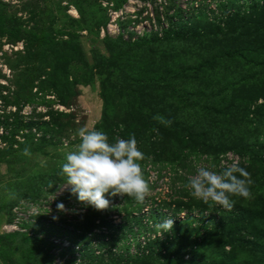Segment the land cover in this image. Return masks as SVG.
Segmentation results:
<instances>
[{
    "label": "rangeland",
    "instance_id": "374dc122",
    "mask_svg": "<svg viewBox=\"0 0 264 264\" xmlns=\"http://www.w3.org/2000/svg\"><path fill=\"white\" fill-rule=\"evenodd\" d=\"M220 2L0 0V264H264V48L256 49L264 44V27L258 40L241 47L253 54L227 57L238 41L218 32L219 45L202 38L212 28L223 31L231 9ZM189 25L191 32L184 28ZM139 81L153 86L145 99L132 95L142 91ZM148 107L171 124L147 118L142 109ZM121 125L128 133L154 135L167 151L154 167L163 178L155 181L146 164L152 182L147 206L127 213L116 208L106 216L110 225L99 222L103 214L91 215L92 227L83 233L79 226L88 213L67 181L49 193L43 184L79 143L80 128ZM202 143L225 152L210 157ZM241 144L247 150L233 153ZM233 162L250 173L252 198L232 197L237 214L218 234L208 226L214 234L191 246L205 234L187 228L200 226L199 213L208 225L209 210L225 216L227 210L193 198L188 181L198 166L214 164L219 172ZM161 201L181 205L179 220L193 219L160 234L149 210ZM58 203L68 211L58 212ZM122 223L136 237L120 240L125 233L116 226ZM153 237L170 241L179 255L135 262L107 253L130 244L128 254L135 256L137 243L143 247ZM102 243L108 247L100 249ZM83 246L105 253L83 258Z\"/></svg>",
    "mask_w": 264,
    "mask_h": 264
},
{
    "label": "clouds",
    "instance_id": "9594fccd",
    "mask_svg": "<svg viewBox=\"0 0 264 264\" xmlns=\"http://www.w3.org/2000/svg\"><path fill=\"white\" fill-rule=\"evenodd\" d=\"M153 119L165 126L171 124V121L161 116ZM77 136L79 143L75 145L74 150L66 153L61 172L66 177V187L71 189V193L79 202L99 212L107 210L110 206V201L105 198L106 194L126 196L137 203H144L151 189L141 164L145 156L137 146L135 135L131 134L127 139L116 137L115 141L110 143L105 132L82 127ZM25 154H28L27 149ZM215 167L212 164L196 168V174L190 177L187 184L193 198L205 204L220 206L227 211L234 207L235 201L232 197L252 198L250 185L253 181L250 173L237 162L228 164L219 172L213 170ZM52 186L50 183L49 188ZM57 211L68 210L62 203H58ZM33 214L40 215L37 210H34ZM57 218L53 217L54 220ZM155 227L162 234L171 231L173 221L167 219L158 222Z\"/></svg>",
    "mask_w": 264,
    "mask_h": 264
},
{
    "label": "trees",
    "instance_id": "16d2710c",
    "mask_svg": "<svg viewBox=\"0 0 264 264\" xmlns=\"http://www.w3.org/2000/svg\"><path fill=\"white\" fill-rule=\"evenodd\" d=\"M249 0H221L220 4L221 7H228L231 10L229 11V13L226 16V23L224 25V28L222 29L223 31L221 32L220 29L215 30V28H212L210 30V33L208 32V34L203 35L202 38H204V40H213L214 41V46L219 45L223 42V40L219 39V40H214L216 39L217 34L218 33H223L221 34V37H223V39H227L228 40H234V41H238L233 42L235 43V50L233 48V51L229 52V54L227 55V57L229 58H235V59H244V51L246 50L248 53L251 51H249V49H245L242 50L241 47H243L245 40H248L250 38H255L254 40H258V38L260 37V33H261V29L260 26L263 28L264 27V19H262L263 16H261V14H264V0H254L252 3V5L250 3H248ZM252 1V0H250ZM260 15V16H259ZM215 26V25H213ZM188 27L187 29H189V31L191 32L192 30V26H184V28ZM253 30L259 31L256 33H253ZM225 31V32H224ZM218 32V33H217ZM203 40V41H204ZM241 41V42H240ZM141 43H149L148 40H142L140 41ZM242 44V45H241ZM261 48H264V44L261 42V45H259V47H257L256 49L260 50ZM231 53V54H230ZM253 54V53H251ZM141 87H142V91L141 92H134L132 93V95L136 98V99H145V97H147V93H149V91H153V86L149 83V82H145V81H139ZM144 93H146L147 95H144ZM142 113L150 119H153V117L156 116H161L163 117L165 120L167 119V115H165L164 113L161 112H155L152 113L148 107V109H142ZM226 117V115H224ZM156 120V119H155ZM98 130H101L103 132H105L109 138V142L112 143L113 142V136L115 135V133L120 137V138H124L127 139L131 134H134L137 140V146L138 148L144 153L145 159L143 161H141L142 164V168L144 169V166L146 164H150L152 165V169H153V173H155V181L163 178L162 177V170L161 169H157L155 170L154 167L155 165H160L162 162H160L159 164V160L161 158H163L166 154L167 151H165V149H161L159 147L160 143L156 142V141H152V138L155 139L154 135H149V136H145V133L142 134H138L137 132H129L128 133V129H107V128H99ZM175 130V129H173ZM192 134V133H196V132H191V131H186V134ZM188 134V135H189ZM201 137V136H199ZM202 145L205 147V149H207L209 151L210 157L212 155L215 154H219L220 152H225L223 151L221 148L216 149L213 148L211 146H209L208 144L202 143ZM20 147L19 149H17V153L21 152L20 151ZM40 148L35 149L36 151L39 150ZM264 149V147H263ZM23 150L25 151L24 148H22V152ZM233 153L235 154H240L242 151H246V147L241 144L238 147H234L231 149ZM182 156L183 159V154L180 155ZM64 159V161H59V163H56V168L55 171L53 173V176L47 180L43 186L46 187L47 193L51 192L52 189L57 188L59 186H61L63 183H65L66 177L62 174L61 172V167L62 164L65 162V157L62 158ZM179 158H177L176 160H178ZM175 161V160H172ZM151 170V169H149ZM149 172V171H148ZM148 172L145 173V178L147 180H149V176H148ZM53 184V186L51 188H49V184ZM149 184H152L151 181H149ZM263 192H264V186H261ZM151 188V186H150ZM179 195H182V193L180 191H178ZM106 198L110 201L111 205L110 207L103 211V212H99L96 211L95 209H93L91 206H88L84 203H81V207L85 208V211L88 213L87 215H85V218L83 219V223L81 224V226H79V228H82V232L86 233L90 227H92V222L88 223L87 219L91 218V215H93V217L96 216H101V214H103L100 218V223H102V225H110V222L108 220H106V216H109V214L115 210L118 207L120 208V211H123L125 213L128 212L129 209H131V212H138L141 209L145 208V206H147L146 203V199L144 201V203H137L134 199L129 198V197H122V196H111L110 194H106ZM114 201H119V205H117V207L114 205ZM171 201L167 202V201H161V206L159 209H153V207H150L149 213H150V219L152 220H156L155 222H153L154 224H157L158 221L159 222H163L166 218L165 217H171L173 219V226H181V225H185L187 220L189 219H193L192 216L186 218V220H179L177 218V215L180 212V207L181 205L179 203H170ZM226 216H225V212L224 211H218L215 209H211L209 210V214L207 215V221H208V225H203L205 218L202 217L203 212L199 213L200 219L196 220L197 223H201L200 226H197L195 228H190L191 225L189 224V226H187V228L189 229V231H195V232H200L205 231V234L200 235V239H196L193 240L194 243L191 246H196L197 242H204L205 240L209 237V234H214L212 232L214 231H209L207 228H209L208 226L213 225L216 234H218V228L221 224H223L226 218H230L231 216H235L237 214L236 211H226ZM215 215H218V219L215 220ZM240 213L238 214V218H239ZM117 228H119L121 232H124L125 234L120 236V240H125V235L129 234L131 235V237H136L134 233L127 224L122 223L116 226ZM109 229V227H108ZM111 231V230H110ZM81 233V232H80ZM192 234V233H191ZM144 236V234H142L140 237ZM206 237L203 239V237ZM203 239V240H202ZM172 240V239H171ZM176 240V238H175ZM35 241H37V239H35ZM114 241V240H112ZM138 245L136 246L137 251L135 252V256L133 255H129V249H130V244L129 245H125L123 244L122 247L118 248L116 247V251L112 252V251H107V253H109L111 256L116 257L118 256L119 258L121 257H126L131 261H135V262H139V261H146V260H151V261H156V259H160V258H165L166 256H177L179 255V252L174 251L173 246L170 244V241H166V242H159L156 237L151 238H145V242L143 243V247L141 243H137ZM201 244V243H200ZM175 245V243H174ZM189 246V247H191ZM108 247L107 243H102L101 248L100 249H104ZM37 248L40 249L41 253H45L43 250V246L38 244ZM97 251H100L97 249ZM96 252V251H95ZM94 251H90L88 250L85 246L82 247L81 251H80V255L83 258H88V259H94V258H99L102 257V254L104 253H99V254H95ZM128 259H124V260H128ZM46 261V260H45ZM188 263V262H185Z\"/></svg>",
    "mask_w": 264,
    "mask_h": 264
}]
</instances>
